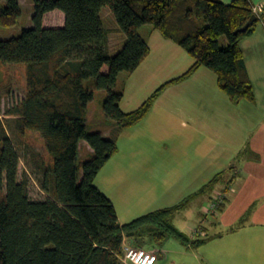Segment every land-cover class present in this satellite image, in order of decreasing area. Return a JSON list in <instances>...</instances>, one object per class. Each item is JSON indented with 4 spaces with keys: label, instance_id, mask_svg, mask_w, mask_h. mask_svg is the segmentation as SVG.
Wrapping results in <instances>:
<instances>
[{
    "label": "trees",
    "instance_id": "1",
    "mask_svg": "<svg viewBox=\"0 0 264 264\" xmlns=\"http://www.w3.org/2000/svg\"><path fill=\"white\" fill-rule=\"evenodd\" d=\"M104 6H110L126 35L116 54L109 51L111 30L101 17ZM56 9L65 14L64 25L45 24L46 15ZM21 15L19 0H0V25L14 26ZM253 15L257 21L241 31ZM32 20L19 35L0 39V61L25 64L27 78L24 98L5 114L14 118L17 134L31 130L42 135L50 160L37 156L44 172L40 184L51 196L33 200L28 181L19 180L20 154L0 117V264H123L128 239L146 248L172 237L186 246L203 242L180 229L175 218L196 196L211 190L222 174L178 204L122 223L114 202L95 182L119 151L117 134L89 131L88 106L97 90H106L104 122L113 121L120 131L141 121L167 87L189 79L201 67L216 73L220 88L233 102H255L240 43L264 21V13L254 11L252 0H35ZM144 24L184 48L194 62L141 105L125 111V89L117 87V80L151 54L140 32ZM81 140L93 152L79 162ZM162 255L159 252V258Z\"/></svg>",
    "mask_w": 264,
    "mask_h": 264
},
{
    "label": "rangeland",
    "instance_id": "2",
    "mask_svg": "<svg viewBox=\"0 0 264 264\" xmlns=\"http://www.w3.org/2000/svg\"><path fill=\"white\" fill-rule=\"evenodd\" d=\"M20 1L22 15L14 26L0 25V39L19 35L22 29L33 25L35 0ZM56 10L46 15L45 24H62L63 16L59 12L62 10ZM101 17L104 24L111 30L109 51L111 54H116L123 44L119 32H122L123 36L125 33L120 31L119 23L110 6L102 8ZM152 29H154L152 24H144L140 27L141 34L152 43L151 54L134 72L123 71L117 80V87L125 89L121 102V107L125 111L141 105L157 87L186 71L194 62V58L184 48L165 38L159 30L154 32ZM151 31L154 33H150ZM124 37L126 38V35ZM259 38L264 39V32ZM202 70L210 71L207 67H202ZM194 79L195 77H192L187 79V82L185 80L167 87L141 121L120 131L116 129L113 121L104 122L106 115L103 101L108 93L106 90H97L94 99L89 103L87 112L89 131H107L108 134L106 133L105 136L108 137L117 134L119 151L101 168L96 182L101 184L102 188L98 187L114 202L123 223L149 211L178 204L193 191L189 187L196 180L189 181L190 178L186 176L187 171L199 160L197 154L203 152L206 155L211 151L208 144L212 143L207 132L192 128L191 123L197 121L200 116L199 103H204L203 97L199 98L197 91L194 90L201 83L198 79ZM26 88L25 64L0 61V117L5 121L20 154L19 180L28 181L30 196L33 200H45L51 194L46 192L40 184L44 172L37 157L41 156L47 162L50 160L44 139L39 132L31 130L24 135L17 134L13 127L14 118L5 114L7 108L24 98ZM220 90L225 98L230 99L221 88ZM230 102L233 101L230 99ZM114 126L115 130H113ZM84 144L88 145V142L81 140L79 162L91 157ZM138 151L151 153L152 160L150 157L143 159L152 167L151 173L145 172L144 168L141 169L136 165L134 159L137 158ZM208 155L207 163L209 160L213 161L210 159L212 154ZM142 167L146 165L143 164ZM154 170L158 174H153ZM164 170L172 174L173 179L167 175L161 178ZM154 178H161L160 182L155 183ZM166 179L168 181L163 191L161 182ZM197 186L196 182L195 187ZM208 202L207 193L193 201L189 208L178 213L175 218L178 227L188 232L190 224L200 223L202 219L200 214ZM155 248L166 253L160 256L158 260L160 264H201L202 254L196 255L197 258L194 254L199 252L197 247L188 248L176 238H169ZM202 262L207 264L203 260Z\"/></svg>",
    "mask_w": 264,
    "mask_h": 264
},
{
    "label": "crops",
    "instance_id": "3",
    "mask_svg": "<svg viewBox=\"0 0 264 264\" xmlns=\"http://www.w3.org/2000/svg\"><path fill=\"white\" fill-rule=\"evenodd\" d=\"M222 1L230 3L232 0ZM252 1L260 8V12L264 13V0ZM59 12L63 16V22L55 26H62L65 23L64 12ZM258 24L260 26L257 25L254 32L244 37L240 43L254 85L255 102L248 100L230 102V99L225 98L220 90L217 75L211 69L212 72L202 70L201 67L189 78L195 77L194 80L198 79L201 83L194 90L197 91L199 98L203 97L202 101H204L199 103L200 116L197 121L191 123L192 128L207 132L212 143L208 144L211 151L206 155L203 152L197 154L199 160L196 159V163L187 171L186 176L190 178L189 181L196 180L190 184L189 188L193 191L187 196L200 192L217 174H222L212 188L214 191L211 189L201 193L192 202L207 193L210 202L219 192H225L227 200L225 206L215 214H206L204 206L200 214L202 215L200 223H192L188 227L187 233L193 239H204L201 243L187 246L188 248L197 247L201 252L194 253L196 258V255H203L200 258L201 264L202 260L207 264H264V39L259 38L264 32V21ZM153 30L156 31V29ZM152 31L150 33H154ZM119 33L124 42L125 35L123 36L122 32ZM148 42L152 52V43L150 40ZM113 128L115 130V126ZM103 133L105 135L107 131ZM86 148L90 154L93 152L89 145H86ZM208 154H212L210 159L213 161L209 160L207 163ZM150 156L151 153L148 151H138L137 158L134 159L138 167L144 168L145 172L149 173L153 169L143 159ZM150 160H152L151 157ZM143 164L146 167H142ZM156 173L158 174L154 170L153 174ZM163 174L161 178L166 175L172 178V174L166 173V170ZM160 179L154 178L155 183L160 182ZM167 181L168 179L161 182L163 191ZM196 182L197 187H195ZM96 184L101 187L99 182ZM212 193H214L213 196ZM243 217H245L244 223L237 225ZM196 227L204 234L194 237ZM126 243L132 244L129 239ZM160 263L157 261L156 264Z\"/></svg>",
    "mask_w": 264,
    "mask_h": 264
},
{
    "label": "built area",
    "instance_id": "4",
    "mask_svg": "<svg viewBox=\"0 0 264 264\" xmlns=\"http://www.w3.org/2000/svg\"><path fill=\"white\" fill-rule=\"evenodd\" d=\"M254 11L256 13L260 12V8L254 5ZM226 199L225 192L217 193L214 198L208 202L205 212L206 214H215L219 212L221 204ZM203 235L202 231H199V228H194V237L197 235ZM159 250L157 248H146V247H137L133 244L124 245V253L122 256L123 264H156L159 259ZM163 252V251H162ZM164 253V252H163Z\"/></svg>",
    "mask_w": 264,
    "mask_h": 264
},
{
    "label": "water",
    "instance_id": "5",
    "mask_svg": "<svg viewBox=\"0 0 264 264\" xmlns=\"http://www.w3.org/2000/svg\"><path fill=\"white\" fill-rule=\"evenodd\" d=\"M255 21H257V16L253 15V17L247 22V24L244 27H242L240 30L246 31Z\"/></svg>",
    "mask_w": 264,
    "mask_h": 264
}]
</instances>
